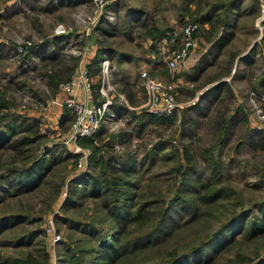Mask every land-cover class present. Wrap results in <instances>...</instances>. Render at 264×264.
<instances>
[{
  "label": "rangeland",
  "instance_id": "1",
  "mask_svg": "<svg viewBox=\"0 0 264 264\" xmlns=\"http://www.w3.org/2000/svg\"><path fill=\"white\" fill-rule=\"evenodd\" d=\"M96 8L94 0H0V88L13 98L16 112L40 120L41 133L45 135L43 150L52 158H64L49 185L37 192L7 197L6 203L0 205V212L20 210L44 216L41 227L46 232L32 242V247L4 249L5 255L22 257L43 239L50 252V264H57L60 257L67 256L61 242L71 241V235L74 240L86 238L59 219L68 214L83 220L84 211L67 212L63 204L74 181L84 175L74 158H66L68 152L74 154V143L68 138L73 116H66L70 123L59 130L46 122L48 116L59 113L54 105H62L65 99L56 100L58 90L50 83V74L55 68L59 70L61 61L52 58L55 53L68 55L65 59L70 62V56L85 58L94 49L98 53L102 49L101 67L104 60L110 61L106 83L121 93L123 83L131 80L143 103L147 100L141 71L173 86L180 108L172 116L152 118L146 114L145 106L136 110L140 121L136 113L114 117L110 113V120L101 129L103 134L93 146H112L118 133L123 132L128 141L124 147H116L115 154L127 155L129 151L140 162L159 141H171L172 148L182 150L183 145L188 146V155L204 165V149L218 145L220 158L228 165L222 180L237 191L241 204L251 208L253 203L264 200V148L260 145L264 134V0H108L99 16L95 15ZM187 22L199 24L195 53L187 60L192 67L171 70L166 57L169 50L180 46ZM153 24L161 31L169 30L165 31L169 36L158 41L154 50L155 41L147 36ZM60 27L66 32L61 33ZM175 33L180 38L172 43ZM165 39L169 40L168 46ZM27 42L33 44L27 56L15 57V50ZM156 61L158 70L153 74ZM237 118L240 119L236 121ZM227 121H231L228 132L220 133L218 129ZM224 135L227 138L221 147L219 140ZM78 145L84 146L80 142ZM109 145L106 150L111 153ZM169 152L170 149L159 152L151 174L166 173L181 161V154L173 161L161 160ZM169 182L172 181L159 184L166 191ZM3 194L0 191V196ZM94 202L87 200L85 215ZM254 213L259 214L257 210ZM48 226L61 235L59 243L53 244ZM35 228L29 224L18 226L7 236H29Z\"/></svg>",
  "mask_w": 264,
  "mask_h": 264
},
{
  "label": "trees",
  "instance_id": "2",
  "mask_svg": "<svg viewBox=\"0 0 264 264\" xmlns=\"http://www.w3.org/2000/svg\"><path fill=\"white\" fill-rule=\"evenodd\" d=\"M154 24L147 32L155 41L153 50L158 41L169 36V30L161 31ZM62 54L52 57L61 60L59 70L55 68L50 74L51 86L56 90L71 79L79 61V57L70 56L67 62L65 58L69 56ZM56 80L60 81L58 85ZM14 105L13 98L0 88V191L4 192L0 205L6 203L7 197L37 192L49 185L56 167L64 162L61 156L52 158L43 150L45 135L41 133L40 120L19 114ZM230 124L231 121L222 123L219 132H228ZM101 134L102 130L80 139L84 146L93 148L91 170L83 179L74 181L63 204L67 212L84 211L83 220L68 214L59 217L86 238L74 240L71 235V241L61 242L67 256L60 257L57 264H264V200L253 203L251 208L241 204L237 191L222 180L228 165L221 160L218 145L204 149V165L188 155V146L183 145L182 150L172 148L171 141H159L139 162L129 151L127 155L113 152L128 141L123 132L115 137L112 146H93ZM226 138L227 135L220 138L221 147ZM260 143L264 148V134ZM108 145L111 153L106 150ZM168 149L170 154L161 160L173 161L181 154V161L166 173L151 174L159 152ZM66 158L75 161L77 155L68 152ZM164 176L172 181L166 191L159 184L170 181ZM89 199L95 205L85 215ZM99 209L103 212H97ZM256 210L259 214L254 213ZM43 222L44 216H31L26 211L0 212V264H50V252L43 239L22 257L3 252L32 247L34 240L46 235ZM26 224L36 225L29 236L8 238L9 231Z\"/></svg>",
  "mask_w": 264,
  "mask_h": 264
},
{
  "label": "built area",
  "instance_id": "3",
  "mask_svg": "<svg viewBox=\"0 0 264 264\" xmlns=\"http://www.w3.org/2000/svg\"><path fill=\"white\" fill-rule=\"evenodd\" d=\"M94 2L97 6L95 15L99 16L102 8L108 4V0H94ZM198 29L199 24L196 22H187L183 27L180 46L169 50L166 57L168 58L166 61L167 65L171 70L179 69L187 64V60L190 58L196 45L195 35ZM59 31L61 33L66 32L62 27L59 28ZM178 38L180 36L175 33L172 39H170V42L176 43ZM168 42L169 40H164L167 46ZM32 45L31 42H27L25 46L18 47L15 50L14 56L20 58L25 56ZM109 70L110 61L104 60L102 62L103 84L99 88L100 94L105 97V101L102 103H87L79 99L80 87L84 88L88 94H92L94 90V83L88 65L82 66L74 78L61 83L59 86L65 95V100L62 105L72 113L74 118L70 132L68 133V138L74 143L73 150L74 154L77 155L76 166L78 171L82 172L84 176L91 170L90 158L93 154V148L80 146L78 142L80 139L95 136L108 120H110L109 109L113 105V99L110 95L117 91L115 87L106 83ZM140 76L147 94V102L144 105L146 113L153 116H172L180 108V104L177 102L176 95L173 91V86L161 82L156 77L151 76L148 71H141ZM117 97L124 99V96L118 92ZM54 103L59 104L61 102L55 101ZM117 147L120 148L123 146L118 145ZM47 232L51 235L53 244H57L62 240L61 235L57 233L53 226H48Z\"/></svg>",
  "mask_w": 264,
  "mask_h": 264
},
{
  "label": "crops",
  "instance_id": "4",
  "mask_svg": "<svg viewBox=\"0 0 264 264\" xmlns=\"http://www.w3.org/2000/svg\"><path fill=\"white\" fill-rule=\"evenodd\" d=\"M97 53H98L97 50L94 49L93 52L87 53L85 58H82V57L79 58V61L77 63V67L75 68V71H74V73H72L73 75L71 76V79L74 78L78 74V72L82 66H84V65L89 66L90 74H91V77H92V80L94 83L93 93L88 94V93H86L84 88H82V87L79 88V99L81 101L87 102V103H91V102L102 103L103 101H105V97H103L99 91V88L103 84V78H102V72H101L102 71V67H101V60H102L101 58L102 57H101V53H98V55H97ZM194 53H195V51L192 52L190 58L192 57V55ZM89 54H90V56H89ZM37 55H41V54H37ZM54 55L59 56V53H55ZM54 55L52 54V56H54ZM26 56L27 55H25V57ZM43 56L46 57L45 55H43ZM91 60H93V61L90 62ZM158 62L156 61V63L152 65L153 70H151V72L153 74H154V72H156L158 70V66H157ZM64 63H65V65H68V63H66V62H64ZM119 64L122 65L123 60L120 59ZM191 65H192V63H189V64H186L184 66L189 69L190 67H192ZM179 69H181V67ZM71 71L73 72V70H71ZM66 78H67V76H66ZM50 81H52V80L50 79ZM58 82L60 83V81L56 80V85H58ZM101 82H102V84H101ZM174 86H176V83L174 84ZM134 87H135V84H132L131 80L125 81L122 85L121 93H120V94L123 93L122 95L124 96V99H120L117 97V92H118L117 90H116L117 92L112 93L110 95V97L113 99V105H111L110 109H109L110 110L109 114L111 113V116L114 117L115 114H118L120 116H126V115L131 114L134 116L136 113V118L140 121V117L137 116L138 113L136 112V110L143 107L146 102L143 103L139 99V96H136V94L139 95V92H137ZM145 92H146V90H145ZM60 97H61V99H60ZM63 97L65 98V95L59 88L58 94L56 95V98H57L56 100L62 101ZM100 98H102V101L99 100ZM120 100L123 102L121 103ZM146 100H147V94H146ZM54 107L57 108V110L59 109V113H57V114L54 113L52 116H48L46 118V122H47L48 126H51V128L59 130L62 127H64L66 124L70 123V121H68V118H66V116L71 117L72 113L63 105H60V106L54 105ZM59 133H61V132H59Z\"/></svg>",
  "mask_w": 264,
  "mask_h": 264
}]
</instances>
